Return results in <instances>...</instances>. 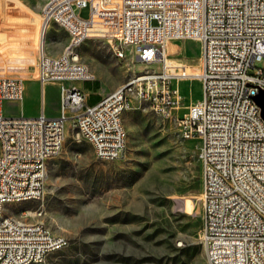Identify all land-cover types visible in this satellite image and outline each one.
<instances>
[{
    "label": "built area",
    "instance_id": "built-area-1",
    "mask_svg": "<svg viewBox=\"0 0 264 264\" xmlns=\"http://www.w3.org/2000/svg\"><path fill=\"white\" fill-rule=\"evenodd\" d=\"M42 35L63 24L64 58L39 46L38 81L59 86V115L5 116L4 104L23 101L21 79L0 76V264L44 263L67 246L39 222L9 213L7 205L37 201L44 189V155L61 151L70 122L99 161L120 159L126 147L119 113L148 104L161 118L180 109L182 80L198 78L201 100L177 120L180 136L200 141L202 176L200 241L206 264H264V121L255 99L264 92V0H46ZM88 9V17L80 12ZM41 35V37H42ZM106 41L117 60L161 64L160 72L131 80L94 105L77 83L95 80L75 45ZM200 44L196 73L173 62L169 45ZM34 215L39 216V212Z\"/></svg>",
    "mask_w": 264,
    "mask_h": 264
},
{
    "label": "rangeland",
    "instance_id": "rangeland-1",
    "mask_svg": "<svg viewBox=\"0 0 264 264\" xmlns=\"http://www.w3.org/2000/svg\"><path fill=\"white\" fill-rule=\"evenodd\" d=\"M45 2L0 1V76L18 78L25 84L24 100L4 104L5 116L38 114L39 46L48 56L64 58L69 44L63 24H49L42 35L41 13L50 12V3ZM80 17H88L87 8L81 10ZM22 21L30 23V28ZM34 24L36 47L26 40H32ZM26 32L29 34L22 36ZM24 50L21 58L18 54ZM168 51L173 62L196 73L201 53L198 42L173 43ZM76 53L95 78L77 84L88 92L90 84L97 83L94 92L101 97L127 83L134 73H158L162 68L156 63L134 64L129 55L117 60L110 45L101 39L77 43ZM8 63L16 69L5 68ZM256 67L264 69V59ZM44 90L46 113L57 114V89L46 86ZM179 90L183 97L180 109L170 118L157 116L145 103L135 104L124 114L126 147L116 161L97 160L91 146L66 123L62 149L46 164L41 198L6 207L19 219L30 212L25 221L39 222L67 239V246L49 254L42 264H206L200 241V141L183 139L177 125L188 107L201 100V83L196 77L185 79ZM196 163L200 185L198 194L193 195L186 184L194 177Z\"/></svg>",
    "mask_w": 264,
    "mask_h": 264
},
{
    "label": "crops",
    "instance_id": "crops-1",
    "mask_svg": "<svg viewBox=\"0 0 264 264\" xmlns=\"http://www.w3.org/2000/svg\"><path fill=\"white\" fill-rule=\"evenodd\" d=\"M10 9H15V8H12V7H10ZM22 22H24L25 23V26H27V24L29 25V28H30V23H28V22H25V21H22ZM30 32V31H29ZM29 32H26V33H24V34H22V36L23 35H26V34H29ZM8 35V34H7ZM31 37H32V40L31 41H29L28 40V38L26 39L27 40V42H29V43H33L34 45H35V47H36V42H37V38H36V26H35V24H34V34L33 35H31ZM39 39H40V36H39ZM19 41V40H18ZM19 53H21V54H18V56H20L21 58L22 57H24L25 56V54H23V53H25V50L24 51H20ZM58 54H60V53H58ZM57 54V55H58ZM59 56V55H58ZM23 66V65H22ZM21 66V67H22ZM5 68H10V69H16V68H14L10 63H8L7 65H5ZM25 69V68H24ZM23 68L21 69V70H24ZM23 81V80H22ZM23 84H24V82H23ZM38 84H39V87H40V97H41V100H40V103H39V112H38V114L36 115V116H38L39 114H44L46 117H49V118H55V117H57L58 115H59V86L58 85H56V84H45V85H41L40 84V82L38 81ZM91 86H90V89L88 90V92H85L84 90H83V88H82V86H79L78 84H76V86L78 87V88H81L82 90H83V92L85 93V95H86V104L87 105H94V104H96L97 102H99L103 97H101V94L100 93H95L94 91L95 90H97V89H95V85L93 86L92 84H90ZM46 86H51V88H55V89H57V91H58V112H57V114H54V113H51L50 115L49 114H47L46 113V110H45V103H44V89H45V87ZM53 92V91H52ZM52 92H51V95H52ZM24 94H25V84H24ZM23 100H24V96H23ZM24 115V114H23ZM24 116H26V115H24ZM36 116H33V117H36ZM26 117H28V116H26Z\"/></svg>",
    "mask_w": 264,
    "mask_h": 264
},
{
    "label": "trees",
    "instance_id": "trees-1",
    "mask_svg": "<svg viewBox=\"0 0 264 264\" xmlns=\"http://www.w3.org/2000/svg\"><path fill=\"white\" fill-rule=\"evenodd\" d=\"M98 88V84H95V89ZM200 166L196 163L194 166V177L186 184L187 192H190L193 195L198 194L199 185H200Z\"/></svg>",
    "mask_w": 264,
    "mask_h": 264
},
{
    "label": "bare ground",
    "instance_id": "bare-ground-1",
    "mask_svg": "<svg viewBox=\"0 0 264 264\" xmlns=\"http://www.w3.org/2000/svg\"><path fill=\"white\" fill-rule=\"evenodd\" d=\"M0 1H3V0H0ZM55 25H57V24H55ZM75 52H76V45H75ZM124 114L125 113H119V115H118V127L119 128H124V125H123V116H124ZM61 149H62V145H61ZM52 158H54L53 154L44 155V179H45V176H46V164ZM36 264H42V263H36Z\"/></svg>",
    "mask_w": 264,
    "mask_h": 264
},
{
    "label": "water",
    "instance_id": "water-1",
    "mask_svg": "<svg viewBox=\"0 0 264 264\" xmlns=\"http://www.w3.org/2000/svg\"><path fill=\"white\" fill-rule=\"evenodd\" d=\"M256 105L260 109V116L262 120L264 121V92H260V94L255 99Z\"/></svg>",
    "mask_w": 264,
    "mask_h": 264
}]
</instances>
